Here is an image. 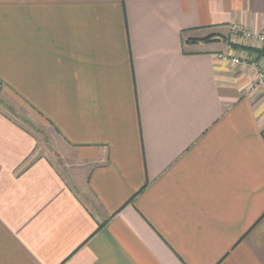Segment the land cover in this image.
I'll use <instances>...</instances> for the list:
<instances>
[{
  "label": "crops",
  "instance_id": "obj_1",
  "mask_svg": "<svg viewBox=\"0 0 264 264\" xmlns=\"http://www.w3.org/2000/svg\"><path fill=\"white\" fill-rule=\"evenodd\" d=\"M235 25L264 0H0V264H264V46Z\"/></svg>",
  "mask_w": 264,
  "mask_h": 264
},
{
  "label": "rangeland",
  "instance_id": "obj_2",
  "mask_svg": "<svg viewBox=\"0 0 264 264\" xmlns=\"http://www.w3.org/2000/svg\"><path fill=\"white\" fill-rule=\"evenodd\" d=\"M3 110L10 114L15 120L22 123L24 127L28 128L30 132L38 137L39 145L36 154H46V156H48L50 160L54 162L56 167L62 173L66 174L64 170V157H62V150L59 147L58 139L56 138L54 132H52L46 124L31 120L28 123L22 118V116L20 117V114H15V110L13 111L7 107H4Z\"/></svg>",
  "mask_w": 264,
  "mask_h": 264
},
{
  "label": "built area",
  "instance_id": "obj_3",
  "mask_svg": "<svg viewBox=\"0 0 264 264\" xmlns=\"http://www.w3.org/2000/svg\"><path fill=\"white\" fill-rule=\"evenodd\" d=\"M231 32L232 34L235 35L239 34L242 38L246 39L247 41H256L261 46H264V30L254 32L244 27L235 25L231 28ZM219 56L222 57V59L230 61L231 63H235V64L246 62L245 59H242V56L240 55L238 56L219 55ZM251 65H253L257 73V84L264 93V68H262L260 65H258L253 61L251 62Z\"/></svg>",
  "mask_w": 264,
  "mask_h": 264
},
{
  "label": "trees",
  "instance_id": "obj_4",
  "mask_svg": "<svg viewBox=\"0 0 264 264\" xmlns=\"http://www.w3.org/2000/svg\"><path fill=\"white\" fill-rule=\"evenodd\" d=\"M234 47H238V46H234ZM256 51H258V54H259L260 56H262L263 59H264V49H260V50H256Z\"/></svg>",
  "mask_w": 264,
  "mask_h": 264
}]
</instances>
